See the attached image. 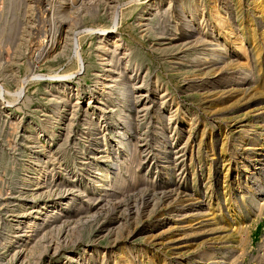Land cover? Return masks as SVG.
I'll list each match as a JSON object with an SVG mask.
<instances>
[{"label": "rangeland", "instance_id": "obj_1", "mask_svg": "<svg viewBox=\"0 0 264 264\" xmlns=\"http://www.w3.org/2000/svg\"><path fill=\"white\" fill-rule=\"evenodd\" d=\"M98 1L89 0L88 2V0H30L31 14L29 13L30 15H26L24 12V0H0V264H98V261L96 259H94L95 261L86 260L84 262V258L87 259L86 257L91 253H97L98 256H101L103 254V263L105 264H118L121 258L120 250H122L123 248L143 249L145 251L148 250L147 252L149 253L153 252L158 254L157 256L160 255L159 258H161L163 264H176L171 251V248H173L174 246H171L168 242H166L170 239V233L164 234L165 237L161 236V233L166 232L174 225H177V220L179 219V217L182 218L183 214L185 213H201L207 215V217H211L209 216L210 214L215 215L220 212H224V195L222 193L223 190L225 192H229L232 206H236L237 204L238 210L236 209V211L243 218L244 226L243 243L240 248L233 250L235 252L231 251L232 253L230 254L231 256L229 257L228 264H264V192L259 195V201H257V205H260L258 212H248V210L244 209H242V211V207H240L241 202H239L241 200L238 199L236 186L237 180H239V178H243L247 169L253 167L254 165L256 169H259L257 163L254 164V159H252L253 161L250 160L249 163L243 162L242 153L244 152L245 140L240 138L243 135L242 132L245 128L240 129L239 125H251L253 134L258 136L263 132L262 129L264 128V122L254 120L250 111L256 106L254 104L244 103L243 101L235 105L234 108L236 110L232 108L231 110L223 112L221 110L222 105H214L209 109H203L202 106H200V101L185 85L188 84L189 80L183 81L180 78L172 80L169 79L165 74H163V68L160 67V64H158V56L151 55L148 51V49H150V46H153L155 42L147 43V41L145 40H138L136 37H134L135 42L140 43L138 45L133 44L132 50L139 51L136 52V55H140V53L143 52L146 55L152 57L151 61L153 63V66L151 67V70H149V73L145 78L143 84L145 91H148V93L145 94H149L150 98L145 101L142 99L141 101H139V103L134 102V104H132V106L130 107V113L133 114L131 116V119L134 121V125L130 127V123L128 122H126V125H124V127H130V129H128L125 133L121 131L123 129L113 130V144H111L112 147H110L109 149L110 151L114 149V151L112 152L113 156L111 155L112 157H110L115 160L117 159V162L119 161L118 165L120 164L121 169L119 168L120 171L117 170V172H119V174L121 172V174L119 175V181H117V184H112L113 186L110 185V188H107L105 194H103L102 196H97L96 192H94L95 190H93L94 188L92 184H89L88 181L86 182L83 178V171L89 168L86 165V161L74 159L75 147L77 146L76 144H81L84 139V134L82 133L84 127L82 126V124L86 121V117L89 114V111H87L89 110V108L86 106L87 100L89 98L88 94L92 93V90H94V84L91 81H84L82 79V73L84 70L81 62L80 68L82 70L80 69L79 72L74 73V77L71 76L70 78H63L66 82L64 88L74 91L71 93V95L74 94L76 90L82 93L79 97L81 99L79 105L75 104V98L74 96H72L68 101V106L64 108V112L66 113V115L68 117L71 116L70 118H72V125L74 126L71 127V131L69 132L71 136L68 134L66 142L63 143L62 147L59 149L60 151H57V149L55 153L64 151L65 155H63L61 160H53L48 157V144L44 143L46 139V134L44 133H41V135L39 134L38 138L36 139V144H27V138L29 137V134L26 133V128L28 124L32 122H38L40 119L42 120L45 112L52 113V111L54 110H52V107H50L52 102L49 99H53L52 96L58 95L57 89L50 96L46 95V93L42 90V92H40L39 90L43 88L41 86H45L49 79L52 83H57V81L60 80L58 79V75L66 69L67 62H64V60L63 63L56 67L53 72H50L48 68L43 65V60L46 55V51L50 47V42H55V40L59 36L57 34L60 30V21H63V16L65 17L63 11L67 8H72L73 10H77L78 8L79 10H77L79 14H76V16H78V22L76 23L72 34V45L74 44L73 48L75 50H73V54L71 55L72 61L76 58V55L80 57L81 53L89 50L91 47V43L89 42L91 38L89 36L90 30L88 24H91L92 21H80L82 14L85 15L87 13L88 15L91 11L92 14L94 13L99 16L101 13L103 14L104 11L105 14H107V18L110 16V14H112L113 17H117L116 23L112 25V29L115 27V30L122 28L124 24H128L130 22V20H127L126 22L121 24L119 20V13L125 6L126 2H128V0H109V2H111V5L113 6L111 12L109 9L110 6L104 7L103 4L100 2L98 3ZM148 1L149 0H138V3H136L137 9L134 13H137L140 8H142ZM184 1L185 0H171V3L169 4V6H167L168 10L167 8L166 10L167 12L169 11V14H167V12L166 14L170 18H167L170 24L169 22L163 24L164 34L170 35L169 31L174 24L178 32L177 34L181 32V27L183 25L181 23L182 21L179 22L175 17L178 13L177 5ZM116 9L120 10L117 11ZM24 14L25 17L23 16ZM26 16H28V20ZM95 19H97V17ZM13 20H17L18 31L17 34H15L16 36H13L16 39L11 38V40L8 39L7 32L9 31V25L13 23ZM23 22L26 24H24ZM191 22H193V20L190 19L189 23ZM160 25L161 24L155 25V27L159 28L161 27ZM22 28L25 29V31H23ZM21 30L24 32V35H26V42L19 51L15 47V45L18 44V35ZM94 33L92 37H95ZM82 37L85 39L81 41L80 38ZM122 37L125 41L130 40V37L125 33ZM140 45L142 48L140 47ZM17 50L19 52H17ZM17 54L20 56L19 67L16 64L17 60H15V58L18 57L16 56ZM175 54H173L172 57L175 58V56H177ZM129 72L130 71H128L127 73ZM237 73V68L232 67L226 70V72L223 74H233L234 76H232L234 78L232 79H237V77L240 78V75ZM216 74L220 75V73L211 72L206 76V78L213 79L217 76ZM51 76L53 78H51ZM155 77H158L157 83L162 86V88L165 87L173 98V103L175 104L173 105V107L176 108L175 117L173 119L174 121L172 120L171 122H167V118L165 115L166 113L158 111H154V113L149 112L147 116H143V118L141 116L134 119L135 110H131L134 107L133 105H141L142 103H144L149 105V108L151 110L152 108L159 105L157 93L152 92L154 88L153 86H155ZM237 81H239V83L241 82L239 79ZM220 84H212L210 85L211 88L209 87V85H206V87H204V90L207 92L203 94L206 96H210L211 94L218 92L220 89L223 90L222 86L227 85ZM232 87L235 88V86ZM8 88L12 94H15L14 98L8 95ZM69 90L66 92L69 93ZM87 90L89 92H87ZM183 90H185V93L183 92ZM117 98L118 96L116 97L114 95V97L112 98L114 101L111 104L103 101L101 106L102 108L100 107V110L103 109L104 111H97L96 115L99 114L104 118H110L112 116V113L110 114L109 112L114 111V109L116 108V104L114 102L118 100ZM245 104L249 106L244 110ZM69 106H72V110ZM67 109L70 110L68 111ZM70 112H72L73 116L70 115ZM242 113H244L245 116L239 119L240 122L239 120L227 121L228 118H232L233 116ZM183 114H185V116H183ZM226 122H229V124ZM165 123L168 124H166L165 126ZM14 125H16L17 127L15 128ZM175 125L178 127H176ZM64 127L60 132L66 131V127ZM106 133L109 136V133ZM174 134V141L170 145L172 150L170 149V147H167L164 153L157 157V143L165 142V140L169 138L168 136ZM187 135H189V137L186 141L185 137ZM75 140L78 141L76 142ZM240 140L243 141L241 142ZM58 141L59 140H56L54 141V143L56 144L58 143ZM208 142L211 144V147H209V145L207 144ZM238 142H240L241 144H239ZM60 143H62V141ZM116 143L119 144L116 145ZM127 148H131V150L133 148L134 149L129 153ZM135 152L138 154H136ZM127 153H129L128 157L124 162H122L123 155H126ZM81 156L84 157L85 155H83L82 153ZM174 156L176 157L173 159ZM31 158H35L36 161L33 164L31 163V168H28ZM167 158L169 159V162L163 164L164 160H166ZM221 158L224 160H222ZM219 159L221 162L218 161ZM128 160L130 161L128 162ZM176 163L178 164V166ZM40 166H43L41 168L42 172L39 176L41 178H38L37 182H33L32 177L34 176L33 173H35L33 168L35 170H40ZM154 166L156 167L154 168ZM113 170H115L114 166L112 167V171ZM208 171L210 174L208 179L209 189L207 190L206 174ZM225 173H227L228 175L224 179L223 183V176ZM74 174L77 176L75 177ZM169 174L170 181L166 178V176ZM23 175L28 176L29 180L25 184L21 183V179L22 177H24ZM111 187L115 188L112 189ZM223 187L225 189H222ZM208 191L210 192L212 197L210 198V200L207 197ZM73 198L78 199L79 208L73 210L70 215L66 213L68 210L67 205L71 204V200ZM153 199L157 202H154ZM167 201L171 202L170 207H172V209H167ZM44 202L48 203H46V212L43 211V215H35V211H37L38 207L43 206L45 204ZM246 203L242 202V206ZM174 205L177 206L173 207ZM148 206L149 208H147ZM179 206L182 207L184 211L179 210V212H177ZM153 207L155 209H153ZM251 207L252 205L249 208L251 209ZM150 208H152L153 210H151ZM82 209L86 213H84ZM86 209L87 211H85ZM135 209L139 210L137 211L138 214H135ZM56 211H58V213ZM45 213L49 215L44 216ZM90 213L93 215H91ZM84 214L86 216H84ZM178 214L180 216H178ZM104 215H107L108 217H105ZM248 215L249 217H247ZM52 216H56L55 219ZM93 216L95 217L93 218ZM75 217L78 218L76 219ZM84 217L87 219V222L84 220ZM35 218L40 219L38 221L39 224L37 226V229L30 230V223ZM41 219L43 220V222H41ZM72 219H75L73 220L74 223ZM88 219L90 220L88 221ZM76 220L81 221L79 223H75L77 222ZM133 220L135 221L131 222ZM111 221H113L114 223ZM80 223L81 225L78 226V224ZM117 224H120V226L122 227L126 226L124 227L125 230H123L124 228L122 229V227L117 226ZM72 225L75 226L74 229ZM117 228L120 230L119 232ZM107 229H109V231ZM129 231L130 234H128ZM78 232L80 233V236ZM117 232L120 234L118 235ZM123 232H125L126 234ZM74 234L76 236L78 235L79 238L75 237ZM211 234L212 235L207 236L202 234H189L187 236H183L182 243L178 244L177 246V248L179 247L178 253L180 264H193V261L195 260L193 253L195 251L197 252V250L201 247V243L205 242L209 238L219 236L215 231ZM98 250H102V253L100 251L98 252ZM217 253L218 256H221L219 252ZM69 256L74 257V260L70 261ZM108 256H111L112 258H109ZM112 259L114 260V262ZM81 260L83 261L80 262Z\"/></svg>", "mask_w": 264, "mask_h": 264}, {"label": "bare ground", "instance_id": "obj_2", "mask_svg": "<svg viewBox=\"0 0 264 264\" xmlns=\"http://www.w3.org/2000/svg\"><path fill=\"white\" fill-rule=\"evenodd\" d=\"M24 1H25V3H24L25 4V6H24L25 7V10H24L25 14L26 15H28L29 13L31 14V12H30L31 11L30 0H24ZM88 2H89V0H88ZM99 2L102 3L104 7L110 6L109 7L110 12L113 9V6L111 5V2H109V0L108 1L107 0H99L98 3ZM136 3H138V0H128V2H126V4L123 3V4H125V6L121 9V11L119 13L120 23L123 24L127 20H130L131 23L129 22L128 24H124L122 26V28L116 29V30L114 29L115 27L113 28L114 30L112 29V25L116 23L117 17L116 18H115V16L113 17L112 14H110V16L108 18L106 17L107 14H105L104 11H103V14L101 13L99 16H97V14H94V13L92 14L91 11H90V13L88 12L89 13L88 15H87V13L85 15L82 14L80 21H83V22L92 21L91 24H88L89 30H90L89 36L91 38L89 42L91 43V47L89 50L81 53L80 57L76 55L75 56L76 58L73 61L71 60L72 59L71 55L73 54L72 52L74 50V48H73L74 44L72 45V43H73L72 34H73L74 27H75L76 23L78 22V18H77L78 16H76V14L78 15L79 13L77 12L78 8H77V10H73L72 8H67L63 11V14H65V17L62 15L63 21H60V25H59L60 30H59V33L57 34L59 36L57 37L56 40L54 39L55 42L51 41L50 47L48 48V50L46 49L47 51H46V55H45L44 60H43V62H44L43 65L46 66L50 72H53L54 69L56 67H58L61 63H63V60H64V62L65 61L67 62L66 69L63 70L62 73L58 75V77H59L58 79H60V80H58L57 83H52L51 80L49 79L47 81L46 85L41 86L43 88L39 90L40 92L44 91L46 93V95L50 96L57 89L58 95L52 96L53 99L52 98L49 99L52 102V104H51L52 106L50 105V107H52L51 109L54 111H52V113L51 112L50 113L45 112L42 120L40 119L38 122L29 123L27 128H26V131H27L26 133L29 134V135L26 134L29 136L27 138V144H33V145L36 144V139L38 138L39 134L41 135V133L42 134L44 133V134H46V139H45L44 143L48 144L47 145L48 157L53 159V160H58V159L61 160L62 159L63 155H65L64 151L59 152V153H55V152L57 149H58L57 151H60L59 149L62 147V144L65 143L67 138H68V134L71 131V127L74 126V125H72V118H70L71 116L68 117L66 115V113L64 112V108H66L68 106L67 105L68 101L72 96H74V98H75V101H76L75 104L79 105L80 100H81L79 97L82 94L81 92H78V90H76L75 93L71 95V93L74 91L64 88V86L66 85V82L64 81L65 79H63V78H70L71 76H73L74 73L79 72L81 69L80 68V62H81V65H82L83 70H84L82 73V79L84 81H91L94 84V88H93L94 90H92V93L88 94L89 98L87 100L86 106L89 108V110H87V111H89L88 112L89 114L86 117V121L83 122V124H82V126L84 127L83 132H82L84 134V139L81 142V144H79V143L76 144L77 146L75 147V158L74 159L75 160L80 159V160L86 161V165L89 168L87 170L83 171L84 172L83 178L85 179L86 182L88 181L89 184H92V186L94 188L93 190H95L94 192H96L97 196H102L103 194H105L107 191V188L110 185L117 184V181H119L118 180L119 175L121 174V172H120V174H119V172H117V170H119V168L121 167L120 164L118 165L119 161L117 162L116 161L117 159L115 160V159L111 158L113 156L112 152L114 151V149L111 151L109 149L110 147H112L111 144H113V141H112L113 140V130L123 129L121 131H123L125 133L128 129H130V127L134 125V123H133L134 121L131 119V116L133 114L130 113V107L132 106V104H134V102L139 103V101H141L142 99L145 101V100H148L150 98L149 94H145V93H148V91H145L143 84H144L145 78L147 77V75L149 73V70H151V67L153 66V63L151 61L152 57L146 55L143 52L140 53V55H136V52L138 50L137 51L132 50L133 44L138 45L140 43L135 42L134 37H136L138 40H145V41H147V43L148 42H155L153 44V46H150V49H148V51L150 52L151 55L158 56V58H159L158 64H160V67L163 68V71H164L163 74H165L169 79H172V80H175L178 78H180L183 81L189 80L188 84H185V85L187 86V88L189 90H191L192 94L197 97V99L200 101V104H201L200 106H202L203 109H209L214 105H220V106L222 105L221 110L223 112H226L227 110H231L232 108H234L235 105H237L239 102L243 101L244 103H247V104L248 103L254 104L256 107L253 108L250 111V113H252L254 120L264 122V103H263L264 97H262V96H264V0H195V1L185 0L184 2L179 3L177 5L178 13L176 14L177 16L175 17L179 22L182 21L181 23L183 25L181 24L182 25L181 32L179 34H177L178 32H177V29H176L175 24H174L169 31L170 35L164 34L163 24L169 22L167 20V18H169V16L167 15V14H169L168 13L169 11L167 12V10H168L167 6H169V4L171 3V0H149L142 8H140V10L137 13H134L137 9ZM67 7H70V6H67ZM104 7H103V9H104ZM245 7H246V9H245ZM166 8H167V10H166ZM74 9H76V8H74ZM119 10H117V11H119ZM92 12H95V11H92ZM166 12H167V14H166ZM83 13H85V12H83ZM25 14L23 15L24 17H25ZM96 17H97V19H95ZM26 18L28 20V16H26ZM190 19L193 20V22L189 23ZM12 22L13 23L11 25H9L10 27L8 26L10 28V29H8L9 31L8 32L6 31L8 33V39H11V38L16 39L13 36L15 34H17V31H18L17 20H15V21L13 20ZM24 24H26V23H24ZM159 24H161L160 25L161 27H159V28L155 27V25H159ZM169 24H170V22H169ZM177 24H179V23H177ZM24 26H26V25H24ZM76 29H77V27H76ZM22 30L25 31V29H23V28H22ZM22 30L18 35V42H17L18 44L16 43L17 45H15V47L19 51H20L21 47H23L24 43L26 42L25 41L26 35H24V32ZM93 33H94L95 37H92ZM124 33L130 37L129 41H127V40L125 41L123 39L122 36L124 35ZM53 38H55V37H53ZM84 39L85 38H83V37L80 38L81 41ZM131 41H133V42H131ZM140 47H141V45H140ZM141 48H140V50H141ZM18 50H17V52H19ZM173 54H175L177 56H175V58H174V57H172ZM16 56H18L17 58H15V60H17L16 64L19 67L20 56L18 54ZM232 67L237 68V70H238L237 74L240 75L239 77L241 79L238 77H237V79H232V78H234L233 74H232L233 76L229 75V74L228 75L223 74L226 72V70H228ZM128 71H130V72L127 73ZM211 72L220 73V75L216 74L217 76L215 78H213V79L208 78L207 79L206 76L209 75V73H211ZM51 78H53V77L51 76ZM238 79L241 81L240 83H239V81H237ZM154 80L153 81H154L155 86H153L154 88H153L152 92L157 93V96L159 99V105L152 108V110L149 108V105L144 104V103H142L141 105H133L134 107L131 110H135L134 119L136 117L138 118L141 116L143 118V116H147V114L149 112L154 113V111H158V112L166 113L165 115L167 118V122H171L174 119L175 113H176V108L173 107V105H175L173 103V98L165 87L162 88V86H160L157 83L158 77H155ZM220 83L221 84H227L225 86H222L223 90L220 89L218 92H215L214 94H211L210 96H206L203 94V93L207 92L204 90V87H206V85H209V87H210V85H212V84H220ZM232 86H235V88ZM68 90H69V93L66 92ZM213 90H216V89H213ZM209 91H211V90H209ZM87 92H89V91L87 90ZM183 92L185 93V90H183ZM7 93L10 97L14 98L15 94H12L11 91L9 90V88L7 90ZM21 93H22V91H21ZM114 95L116 97L118 96V98H117L118 100L116 102H114L116 104V108L114 107L115 108L114 111L109 112L110 114L112 113V116L110 118H106V117L104 118L102 115H99V114L96 115L97 111L99 112V111L103 110V109L100 110V107L102 106L103 101H106L107 103L111 104L114 101L112 99L114 97ZM247 104H245L244 110L246 108H248L249 105H247ZM103 105H105V104H103ZM70 108L72 110V106ZM75 109H77V108H75ZM110 110H111V108H110ZM72 112H70L71 114L70 113H68V114L72 115ZM77 113H78V111H77ZM235 114H237V113H235ZM183 116H185V114H183ZM244 116H245L244 113L239 114V115H235L232 118H228L227 121H230V120L236 121V120L241 119ZM161 117H162V115H161ZM155 118H156V114H155ZM74 119H75V117H74ZM126 122L130 123L129 128H128V126L124 127V125H126ZM239 122H240V120H239ZM184 123H185V121H184ZM226 123L229 124V122H226ZM166 124H168V123H165V126H166ZM64 126L66 127V131L60 132ZM14 127L16 128L17 126L14 125ZM176 127H178V126H176ZM239 127H240V129L245 128L244 131L242 132L243 135L240 133L242 135L240 139L245 140L244 152L242 153L243 154V162L249 163L250 160L254 159L255 160L254 164L257 163V165L259 166V169H256L254 167L255 165L253 167H250V168L248 167L249 169L246 168L247 169L246 173L245 174L243 173L244 176L242 175L243 178L242 179L239 178V180H237L236 186H237L238 199L241 200V201H239V202H241V206H240V207H242L241 210L244 209V210H248V212L249 211L258 212L260 205L259 206L257 205V201H259L258 200L259 195H261L264 192V130H263L264 128L262 125V128H263L262 131L263 132L261 134H259L258 136H256L252 132V129H251L252 126L251 125H246V126L239 125ZM15 128H13V129H15ZM188 128H191V127H188ZM167 129H169V128H167ZM176 129H178V128H176ZM106 132L109 133V136L107 135ZM168 137H167L168 138L167 140L164 139L165 142L157 143V145H156L157 146V150H156L157 151V157L162 155L164 153L165 149H167V147H170V145L174 141L175 134L168 136ZM188 137H189V135H187L185 137L186 141H187ZM101 139H103V140H101ZM56 140H59V141H58V143L55 144L54 141H56ZM61 141H62V143H60ZM222 142H224V141H222ZM238 143L241 144L240 142H238ZM109 144H110V146H109ZM117 144H119V143H116V145ZM207 144L209 145V147H211V144L209 142ZM148 146H149V144H148ZM120 147H118V148H120ZM180 147H182V146H180ZM170 149H171V147H170ZM127 150L129 151V153L132 151L131 148H127ZM136 150H137V148H136ZM182 150H183V148H182ZM235 151H236V149H235ZM177 152H179V151H177ZM82 153H83V155H85L84 157L81 156ZM129 153H127L126 155H123V160L121 159L122 162L125 161V159L129 155ZM136 154H138V153H136ZM140 154H141V152H140ZM143 156H146V155H143ZM175 157L176 156H174L173 159ZM214 160H216V159H214ZM222 160H224V159H222ZM35 161H36L35 158H31L30 162H29L30 165L28 164L29 165L28 168H31V165ZM129 161L130 160H128V162ZM218 161H220V159ZM166 162H169L168 158L166 160H164L163 164ZM113 166H114L115 170L112 171ZM177 166H178V164H177ZM42 167L40 166V170H35L33 168V170L35 171V173H33L34 176L32 177L33 182H37L38 178H41L39 176L42 172V169H41ZM155 167L156 166H154V168ZM28 168H26V169H28ZM163 169H165V168H163ZM204 169H206V168H204ZM172 170H173V168H172ZM43 171H45V170H43ZM209 174L210 173L208 171L206 174L207 175V181H206L207 190L209 189V186H208ZM26 175H23L24 177H22V179H21L22 184H25L26 182L29 181L28 176H26ZM227 175H228L227 173L224 174L223 183H224V179L226 178ZM76 176L77 175H75V177ZM129 176H130V174H129ZM29 178H31V177H29ZM166 178L169 180L170 174L167 175ZM19 179H20V177H19ZM161 182H162V180H161ZM161 182H159V183H161ZM168 184H170V183H168ZM87 186H88V184H87ZM210 186H211V184H210ZM205 187H206V185H205ZM87 188H89V187H87ZM114 188H112V189H114ZM222 189H225V188L223 187ZM142 192H143V190H142ZM170 192H172V191H170ZM222 193L224 195V212L221 213L219 211L220 213H218V214H215V215L210 214L209 216H211V217H207V215H204L201 213H198V214L197 213H195V214H192V213L186 214L185 213V214H183L182 218L179 217V219L176 222L177 225H174L173 227L168 229V231L161 233V236H164V234H166V233H170V239L167 240L166 242H168L171 246H174L173 248H171V251H172V254L174 257L173 259L175 260L176 264H180V262H179L180 258H179V253H178L179 247L177 248V246H178V244L182 243L183 236H187L189 234H193V235L202 234V235L207 236V235H212L211 233L215 231L219 235L218 237L209 238L205 242H202L201 247L197 250V252L195 250H194L195 252L192 251V252H194L193 256L195 258V260L193 261V264H206V263H209V264H228L229 263V257L231 256L230 254L232 252H235L233 250L241 247V245L243 243V229H244L243 218L236 211L237 204L234 202L236 204V206L235 205L232 206V201L230 199L229 192H225L223 190ZM140 194H142V193H140ZM112 195H114V194H112ZM207 197L209 200H210V198H212L209 191L207 193ZM83 199H81V200H83ZM113 200H115V199H113ZM173 200H174V198H173ZM49 201H51V200H49ZM153 201L157 202L154 199H153ZM146 202H148V201H146ZM242 202H245V203L247 202V203L245 205L243 204V206H242ZM46 203L43 206L38 207L37 211H35V215H40L43 213V211L46 212L45 210H46V206L48 204V203L47 204ZM170 203L171 202L167 203V209L168 208L172 209V207H170ZM211 204H210V206H211ZM78 205H79L78 199L73 198L71 200V204L67 205L68 210L66 213L70 214L73 210H75L76 208H79ZM251 205H252V207L250 209L249 207ZM149 206L147 208H149ZM176 206L174 205L173 207H176ZM80 208H82V207H80ZM135 208H137V207H135ZM137 209H139V208H137ZM150 209L153 210L155 208L153 207V209L152 208H150ZM135 210H133V211H135ZM179 210H183L182 207L179 206V209L177 210V212H179ZM195 210H196V208H195ZM85 211H87V209ZM137 211H139V210H136L135 214L137 213ZM56 212L58 213V211H56ZM83 212H84V210H83ZM84 213H86V212H84ZM167 213H168V211H167ZM48 215L49 214L45 213L44 216H48ZM70 215H69V217H70ZM91 215H93V214H91ZM74 216H77V215H74ZM84 216H86V215L84 214ZM144 216H145V214H144ZM178 216H180V215L178 214ZM52 217H54V216H52ZM55 217H54V219H55ZM94 217L95 216H93V218ZM105 217H108V216L106 215ZM247 217H249V215ZM136 218H137V216H136ZM39 220L40 219L35 218L33 221H31L30 226H29L30 230L37 229V226L39 224V222H38ZM73 220H75V219H72V221ZM84 220L86 221L87 219L85 218ZM89 220L90 219H88V221ZM137 220H138V218H137ZM80 221H77L75 223H79ZM134 221L135 220H133L131 222H134ZM41 222H43V220ZM111 222H113V221H111ZM73 223H74V221H73ZM79 225H81V223L78 224V226ZM113 225H115V224H113ZM104 226H106V225H104ZM117 226L122 227V226H120V224H117ZM74 227L75 226H73V229H74ZM124 227H126V226H124ZM124 227H122V229ZM105 228H107V227H105ZM107 230L109 231V229H107ZM123 230H125V228ZM119 231L120 230L118 229V232ZM125 232H123V233H125ZM119 234L120 233H118V235ZM128 234H130V231ZM141 234H144V233H141ZM79 236H80V233H79ZM75 237L79 238L78 235L77 236L75 235ZM23 238H24V236H23ZM199 241H201V240H199ZM159 242H161V241H159ZM214 244H216V245H214ZM112 248H110V249H112ZM99 251L100 250H98V252ZM147 251H145L143 249L123 248L122 250H120L121 258L119 260V263L118 262L117 263L118 264H142V263L143 264H163V261L161 260V258H159L160 255L157 256L158 254L153 253V252L149 253ZM152 251H154V250H152ZM238 251H241V250H238ZM217 252H219L221 254V256H218ZM108 253H110V252H108ZM31 254H32V252H31ZM102 255L98 256L97 253L96 254L91 253L86 257L87 259L84 258V262L86 260L96 259L98 261L97 262L98 264H105V263H103L104 257ZM83 257H85V256H83ZM69 260L73 261L74 257L69 256ZM82 261L83 260H81L80 262H82ZM109 261H110V259H109ZM180 261H182V260H180ZM113 262H114V260H113ZM112 264H115V263H112Z\"/></svg>", "mask_w": 264, "mask_h": 264}]
</instances>
